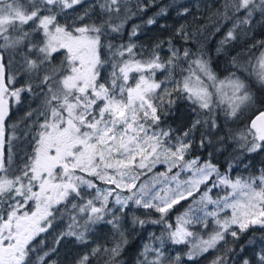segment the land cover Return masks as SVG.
I'll use <instances>...</instances> for the list:
<instances>
[{"label": "snow or ice", "instance_id": "6c2138e0", "mask_svg": "<svg viewBox=\"0 0 264 264\" xmlns=\"http://www.w3.org/2000/svg\"><path fill=\"white\" fill-rule=\"evenodd\" d=\"M156 5L157 0H135L134 6L130 0H0V264H49L56 247L45 250L38 238L61 207L69 222L56 246L66 237L85 244L97 226H111L113 245L90 253L102 255L104 264H119L128 243L123 225L129 209L133 228L163 225L160 235L149 234L136 264H181L180 254H166L167 244L186 246L184 255L195 262L226 237L236 241L254 227L264 229V168L233 179L212 163L211 152L203 161L193 155L194 148L229 141L243 154L264 151V40L243 60L232 57V70L223 77L202 46L193 52L177 48L172 38L151 49L132 42L142 26L167 16L169 6L144 25L133 24L123 42L126 25ZM188 13L183 7L177 15ZM257 13L264 16V0H224L212 35L225 24L231 27L217 56L228 55V46L238 33L250 31ZM175 36L185 44L192 39L184 25ZM164 44L167 58L160 55ZM106 68L111 71L102 75ZM157 73L164 78L156 79ZM24 98L36 107L20 123L8 124L13 106ZM178 102L187 103L190 113L182 131L167 124ZM245 117L243 129L212 139L221 118L227 123ZM17 140L27 146L22 154L13 151ZM233 166L228 164L229 171ZM217 189L223 195L214 196ZM182 203L187 207L170 221ZM139 209L158 218L142 219L134 214ZM228 251L236 254L235 248ZM243 252L241 245L239 264H253ZM254 260L264 264V247ZM76 264H90L89 254ZM212 264H228V258L217 256Z\"/></svg>", "mask_w": 264, "mask_h": 264}, {"label": "trees", "instance_id": "16d2710c", "mask_svg": "<svg viewBox=\"0 0 264 264\" xmlns=\"http://www.w3.org/2000/svg\"><path fill=\"white\" fill-rule=\"evenodd\" d=\"M144 3H148V0H144ZM224 0H157L156 6H151L146 13H141L138 17H134L128 25H126L125 32L122 36V41L127 42L129 37L128 33L131 31L133 24L144 25V21L151 16H154L161 7L169 6L168 15L164 17H158L157 23L152 26H142L138 36L132 38V42L142 45L147 49H151L152 45L158 43L161 40H167L172 38L173 43L177 48L183 49V47L190 48L193 52H196L199 47H203L204 50L211 56L213 61V68L218 75L223 77L227 75L228 71H231L228 61L232 57H237L243 60L245 54L249 48L256 44L258 39L264 35V26L258 27L255 24L256 19L253 18V24L251 25L250 31L247 33L240 32L237 35V39L228 46L226 49L228 55H216V48L218 47L219 41L222 39L224 34L227 32L231 24H225L221 31L212 35L214 28L212 21L215 20V13L217 10H222ZM135 5V0H130V6ZM183 7L189 8V13L185 16L177 15ZM133 10H135L133 8ZM257 15V14H256ZM61 22L64 23L62 20ZM163 25V27H161ZM184 25L189 33L192 34V39L189 43L185 44L183 40L175 36L176 29ZM258 37V39H256ZM120 42V41H118ZM168 45L164 44L160 55L162 58H167ZM147 54V53H145ZM258 54V49L255 51ZM59 59V58H58ZM58 62V61H57ZM11 71V69H10ZM110 68H106L102 75H107L110 72ZM19 83H23L20 81ZM259 85H257V88ZM264 95V93H261ZM35 108L36 104L29 98H24L23 102L19 105H15L10 113L8 124L13 125L20 123L29 107ZM175 115L170 116L167 119V124L175 126L178 131L182 130L190 123V113L188 111V105L185 102H178L174 108ZM193 119L195 117H192ZM246 123V117L244 122L241 121H229L225 123L223 118L220 120L221 128L218 132L212 134V139L215 141L217 137L224 136L226 132L231 129L232 131H238L244 128ZM22 127V126H21ZM19 131L17 135H19ZM197 139H199V133H197ZM222 148L224 150L216 151L215 149ZM237 146L231 141L227 145L215 144L214 147H208L205 150L194 148L193 155H198L201 160L208 159V154L212 153V163L217 164L220 168L221 173H227L233 179L237 176L248 177L250 175H257L258 169L264 168V151L243 154L239 151H235ZM22 149L27 150V146L23 144L21 140L13 142V151L22 154ZM232 163L234 166L229 171L228 164ZM213 195H216L214 191ZM70 207V205H69ZM187 207L186 203H182L177 206L175 211L169 216L170 221H174V217L181 213ZM133 211L129 209V218L124 221L123 228L127 233L128 243L124 247L120 257L119 264H136L138 253L140 252L142 245L149 240V234L154 233L160 235L163 225L148 224L145 227L140 228L138 225L133 228L130 223V217ZM136 216L140 218H152L156 219L157 214L151 213L150 217L145 213V210L139 209L134 212ZM67 214L61 207L60 211L56 213V219L53 221V225L49 228L47 233L41 234L38 238L43 240L47 248L56 247V252L50 257L49 264H76V262L85 254H89L90 264H104V257H92L90 255L91 250L100 246L101 248L107 246L111 247L117 237L114 236L111 226L99 225L96 227L93 233L88 236V242L85 244L78 243L74 238L63 239L59 246L55 245V240L59 234L65 230L68 224ZM211 226L209 227V229ZM196 231L200 232L197 228ZM202 235L205 233L201 232ZM264 229L260 227H254L247 233L243 234L239 240L233 241L229 236L226 237V242H221L216 249L210 250L208 253L197 258L195 262L188 261L184 253L187 252V247L184 245H166V254L175 256L180 254L182 260L181 264H212V261L217 257L224 255L228 258V264H239L238 257L241 255L240 246H244L243 256L253 259L255 264V253H257L258 241L264 243ZM235 248L236 254L230 253L228 249Z\"/></svg>", "mask_w": 264, "mask_h": 264}, {"label": "rangeland", "instance_id": "374dc122", "mask_svg": "<svg viewBox=\"0 0 264 264\" xmlns=\"http://www.w3.org/2000/svg\"><path fill=\"white\" fill-rule=\"evenodd\" d=\"M254 18L256 19L255 24H257L259 28H260L261 26H264V16H261L259 13H257V15L254 16ZM61 23H63V22H61ZM256 39H258V37H257ZM261 40H264V35H263L261 38L258 39V41H261ZM258 54H259V49H258ZM258 54H257V55H258ZM163 78H164V74H162V73H157V77H156V79L161 80V79H163ZM172 127L176 129L175 126H172ZM183 129H184V128H183ZM183 129H182V130H183ZM177 130H178V129H177ZM182 130H180V131H182ZM189 158H191V157H189ZM162 170H163L162 167H158V169H157V171H162ZM184 178H185L184 176H181V179H184ZM215 192H216V195H218V194H219V195H223V192L220 191L219 189L215 190ZM209 231H211V228L209 229ZM256 245H257V251H258V252L260 251L261 247H264V243H262L261 241H258V242L256 243Z\"/></svg>", "mask_w": 264, "mask_h": 264}]
</instances>
